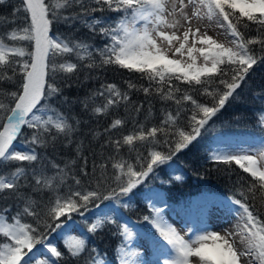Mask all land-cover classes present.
I'll return each instance as SVG.
<instances>
[{"label":"snow or ice","instance_id":"6c2138e0","mask_svg":"<svg viewBox=\"0 0 264 264\" xmlns=\"http://www.w3.org/2000/svg\"><path fill=\"white\" fill-rule=\"evenodd\" d=\"M11 16V21L0 17V22L17 25L0 33V168L14 167L0 172V196H13L17 206L14 212L8 207L0 210V264H60L66 257L56 240H62L78 262L107 264L96 248H88L85 237L109 224L117 226L124 240L118 248L120 264H144L142 253L125 246L137 234L133 226L120 223L118 214L132 208L137 190L160 166L203 137L253 67L264 64V0H20ZM204 20L223 29L228 45L193 27ZM77 22L107 42L96 47L53 31L59 23ZM105 66L139 73L147 86L137 89L129 80L128 90L171 101L175 112L165 111L151 127L137 123L127 133L119 132L125 121L114 119L104 129L111 152L93 165L101 170L94 185L84 187L76 175L69 176L68 163L60 167L52 162L55 172L48 175L37 149L69 138L74 131L69 117L50 103L62 92L57 74L70 80L83 69ZM192 89L208 101L195 98ZM98 97L103 103H96ZM63 101L68 103V97ZM89 101L94 115H107L129 101V91L102 83L82 102L85 109ZM260 120L264 123V115ZM125 148L137 153L135 163L121 155ZM210 158L230 170L235 164L248 174L241 176V186L224 205L233 218L231 227L221 234L202 225L181 235L164 208L157 206L164 203L159 194L142 193L150 209L142 219L154 229L157 261L163 257V264H264V142L254 152L216 149ZM82 159L81 173L87 176V158ZM109 166L111 175L105 179ZM69 179L75 187L68 185L63 192ZM23 188L41 194V199L26 196ZM74 214L84 225L77 235L71 234L79 227ZM89 214L95 217L91 221Z\"/></svg>","mask_w":264,"mask_h":264},{"label":"trees","instance_id":"16d2710c","mask_svg":"<svg viewBox=\"0 0 264 264\" xmlns=\"http://www.w3.org/2000/svg\"><path fill=\"white\" fill-rule=\"evenodd\" d=\"M19 2L20 0H3V3H0V17L11 21L13 7ZM94 15L98 17L101 14L95 13ZM16 26L12 23L0 22V33L10 31ZM53 31L56 35L83 40L96 47H102L107 42L105 38L94 34L79 22L71 26L59 23ZM129 80L137 85V89L141 85L147 86L148 83L146 79L141 78L139 73L129 72L116 66H105L91 71L83 69L70 80H65L62 74H57L56 83L62 92L60 96L53 97L50 103L69 117V122L74 125V131L69 138L61 137L55 143H49L47 147L37 149L42 157L41 164L48 175L55 172V169L51 167L52 162L60 167H64L68 163L69 176L76 175L81 179V184L84 187L94 185L97 179L101 178V170L99 167L94 170L93 165L101 164L111 152V149L106 146L108 137L104 133V129L108 128L114 119L120 118L125 121L124 128L119 132L127 133L137 123H144L151 127L163 119L165 111L175 112L176 105L171 101H162L158 96H146L140 90H128L127 81ZM102 83H115L122 90L129 91V101L121 102L107 115L97 116L91 111L93 106L91 101H89L87 109L82 102L99 89ZM180 86L181 88L185 87L183 84ZM4 87L10 89L12 85L5 84ZM190 94L201 102H207L209 99L207 96H201L194 89L190 90ZM65 96L68 97V103L63 101ZM96 103H103V99L98 97ZM137 107L140 108L139 112L136 111ZM261 115H264V64L253 67L246 82L237 90V94L230 99L225 108L213 118L209 130L203 137L198 142H194L189 149H185L173 157L172 162L179 170L177 174L172 171L169 164L162 165L139 187L133 197L132 208L121 211L124 221L132 222L150 235L154 233V229L142 219L150 212L147 207L148 201L142 195V193L148 192V189L163 191L167 206L170 208L180 207L182 211H187L189 214L192 197L206 193H215L225 197H232L236 194L237 189L241 186V176L247 178L248 174L243 173L235 164L231 166L230 170L222 163L212 160L210 156L214 150V142L218 137L225 135L264 136V123L260 120ZM77 121H79L78 124ZM180 122L181 124L186 123L184 113L181 114ZM119 132L115 135H118ZM78 145L80 146V155L77 154ZM102 145L105 147L102 148ZM121 155L135 163L136 152L129 153L125 148L122 149ZM82 157L87 158L85 169L88 173L87 176L81 173V167L84 165ZM73 160L76 161L74 165L70 163ZM11 167L14 166L0 168V172H7L11 170ZM110 175L111 168L109 166L108 172L104 174L103 178L106 179ZM178 175L181 177L180 180L175 179ZM68 185L75 187L74 181L69 179L67 185L62 189L63 192L68 190ZM22 192L26 196H32L33 199H41V194L33 193L31 188H23ZM47 197L48 193H44L43 199L46 200ZM16 206L17 201L13 196L6 198L0 196V210L8 207L14 212ZM73 219L77 220L80 217L74 214ZM119 221L124 223L120 219ZM122 244H124L123 237L118 235L117 226L114 224L106 225L102 230L98 229L97 233L90 234L88 240L89 249L96 248L107 261L114 264L119 261L118 248ZM58 247L66 257L60 261V264H83V259L78 262L67 253L62 240H59Z\"/></svg>","mask_w":264,"mask_h":264},{"label":"rangeland","instance_id":"374dc122","mask_svg":"<svg viewBox=\"0 0 264 264\" xmlns=\"http://www.w3.org/2000/svg\"><path fill=\"white\" fill-rule=\"evenodd\" d=\"M197 26L201 28V34H203V32L206 30L207 35L211 36L213 39L217 40L220 43L228 45L229 37H227L224 34V31L222 28L216 27L214 24L209 25V22L206 20L200 21V22H194L193 27H197ZM169 55H171V53H169ZM200 62L202 61L198 60V63ZM262 142H264V136H253L252 137L248 135L246 136L225 135V136H220L216 139V141L214 142V149L215 150L219 149L224 152H237L242 149L254 152L255 149L261 146ZM172 161L173 160H171L168 164L171 167L172 171L177 174L179 170ZM154 191L158 193L159 197L164 201V203H158L157 206L164 208L166 216L169 219V222L178 228V231L181 232V235H183L184 231H187L188 229H192L193 231L197 230L194 227V223L192 225L188 223L189 221L186 220L187 218L183 216L182 209L180 207L176 209L167 207L166 200H165V194L162 191L157 190V189H154ZM213 198L221 199L220 201H223L225 205L228 197L217 195V194H204L203 196L197 197L193 200L192 210L194 209V204L196 203H198L199 205H202L203 203L209 201L208 202L209 204H214ZM118 215H119V219L122 220L124 223L126 222L130 226H133V231L137 234L131 241L130 245H126V247H130L142 253V256L140 257V259L144 261V264H163V257H159V261H157V254L155 252L152 239L147 237L143 232L139 230V228L136 225H134L130 221H127V220L124 221L121 213H119ZM89 218L91 221L95 217L92 216V214H89ZM74 221L79 227L75 228V230L71 234L77 235V234H80V229L84 228V225L81 223V218L77 220L74 219ZM142 233L146 237L144 236L142 237ZM53 236L55 237V234H53ZM85 238L88 241L90 238V234H86ZM55 242L58 245L59 240H56ZM107 264H113V263L107 261Z\"/></svg>","mask_w":264,"mask_h":264},{"label":"bare ground","instance_id":"6f19581e","mask_svg":"<svg viewBox=\"0 0 264 264\" xmlns=\"http://www.w3.org/2000/svg\"><path fill=\"white\" fill-rule=\"evenodd\" d=\"M213 200L214 204H209V201L202 205L198 203L194 204V209L192 211L195 214L193 215V219L188 223L190 225L194 223V227L197 230L200 229L202 225H206L209 230L220 231L221 234H223L224 229L231 227L233 218L224 206V202L220 201L221 199L213 198ZM143 236L146 237L142 233V237Z\"/></svg>","mask_w":264,"mask_h":264}]
</instances>
